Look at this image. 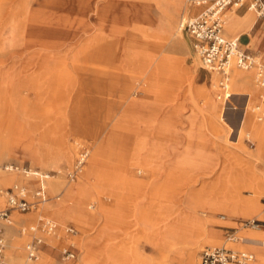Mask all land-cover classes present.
<instances>
[{
	"label": "rangeland",
	"instance_id": "374dc122",
	"mask_svg": "<svg viewBox=\"0 0 264 264\" xmlns=\"http://www.w3.org/2000/svg\"><path fill=\"white\" fill-rule=\"evenodd\" d=\"M169 7L176 8L178 29L180 17L182 22L191 12L189 0H0V188L29 178L7 172L6 163L54 175L58 194L52 197L46 187L48 199L39 206L77 229L76 259L61 258L68 236L57 223V237L50 236L36 262L48 252L51 264H113L117 254L124 264H160V252L171 251L178 264L188 260L190 239L197 238L194 264L204 246L223 244L251 249L253 264H264L261 247L225 240L227 231L250 234L245 220L264 219L209 205L239 193L264 207V180H249L250 172H264V135L246 121L264 127L252 110L257 88L247 105L254 116L246 111L241 122L246 94L232 93L238 109L224 106L219 75L213 84L185 34L187 48L167 45L162 13ZM252 12L256 21L242 33L241 46L249 41V51L264 60V18ZM231 80L228 91H238ZM64 142L71 146L68 156L61 151ZM82 145L89 153L71 179ZM91 155L97 162H87ZM88 165L92 170L86 171ZM81 182L82 192L65 196L66 188L74 192ZM164 204L167 214L160 212ZM69 205L87 219L60 216ZM36 210L13 213L30 223ZM182 212L195 214L198 236L197 228L180 227ZM20 226L6 236V248L13 236L23 238V248L12 258L6 249V260L34 263L25 258L28 237L18 235ZM259 236L264 238V224Z\"/></svg>",
	"mask_w": 264,
	"mask_h": 264
},
{
	"label": "built area",
	"instance_id": "2783aa9c",
	"mask_svg": "<svg viewBox=\"0 0 264 264\" xmlns=\"http://www.w3.org/2000/svg\"><path fill=\"white\" fill-rule=\"evenodd\" d=\"M189 3L198 7V10L187 16L183 20V31H186L192 49L198 54L202 67L209 71H216L220 74L219 87L221 88L220 98L229 103L230 93L227 90L229 84V75L232 66L239 69H253V79L257 86L260 87L259 102L252 109L256 113V118H264V60H261L251 51L243 48L239 44L238 36H227L224 32V9L227 6H247L260 17H264V0H189ZM235 107L236 105L230 104ZM88 147L82 145L79 149L78 156L72 170L68 176L74 179L85 163L88 156ZM6 170H22L26 174L38 176L40 183L34 190L35 199L26 198L27 190L18 184H13L0 192L5 195L6 203L0 207V264H11L4 257L6 239L4 236V224L12 223L11 213L14 210L25 212L37 208L45 202L47 198L46 187L43 181L49 177V173H42L29 169L27 166H19L14 163H6ZM264 202V196H263ZM244 226L258 228L263 226L264 222L258 219H247L243 222ZM56 221L48 216L40 214L36 223L29 226L20 227L21 233L31 234V240L26 244L28 256L37 258V249L39 245L45 243L42 237L36 234L42 231L46 234H55L58 231ZM62 231L69 236L67 243L60 248L62 259L74 260L77 257L78 249L74 236L77 229L73 225L63 226ZM226 240H241L235 230L228 231ZM254 253L248 250H237L225 245H206L199 253L198 264H249L254 260Z\"/></svg>",
	"mask_w": 264,
	"mask_h": 264
},
{
	"label": "bare ground",
	"instance_id": "6f19581e",
	"mask_svg": "<svg viewBox=\"0 0 264 264\" xmlns=\"http://www.w3.org/2000/svg\"><path fill=\"white\" fill-rule=\"evenodd\" d=\"M187 8H188V6L185 3L184 4L185 11H186ZM176 13H177V11H176V8H174V7H169L167 13H165V12L162 13V17L165 18V23L163 25L166 28V32H167L166 34H168V37H167V41L168 42H166V43H167V45L169 44L171 47L172 46L175 47L178 44L182 48H184V47L187 48V46L185 44V41H184L183 34L181 33V30L183 28V20L181 22V19H183V16L180 17V19H179L178 29H175V28H177L176 25H175ZM253 22H254V14H253L252 10H248L246 14H238L234 10H229L227 15H225L224 28H226L227 33L229 32L230 34L234 33V32L241 33V32H243L245 30H248ZM147 42H149V40H147ZM190 44L191 43H189V45ZM159 45L160 44H158V46ZM248 45H249V43L247 44V46ZM154 46L156 47V45H154ZM191 49H192V46H191ZM192 53H193V55H195V56L197 55L198 56V54L193 49H192ZM198 58H199V56H198ZM230 71H231V76H232L231 84L233 85V89L238 90V91H234V92H232V91L230 92L229 91L230 96H231L232 93H235V92H244V94L248 95L247 101H249L250 100V91L253 92L255 90V88H256L255 87L256 85H255V82H254V79H253V73H252L253 69L243 70V69H239L237 67H232ZM211 72H212V75H211L212 83L216 84L217 79H218V73L216 71H211ZM151 76H153V75H151ZM250 76L252 77V81H253L252 87H250V85H249ZM151 79L152 78H149V80H151ZM245 87L249 88L248 89L249 91H243V89ZM227 90H229V87H228ZM129 101H132L131 98L129 99ZM246 104L248 105L249 102H246ZM130 107H132V103H130V105L128 106V108H130ZM225 112H226V110H225ZM246 115L247 114L245 113V117H246ZM246 121L249 124L250 128L253 129L254 132L256 131V132H258L260 134H264V127H263V125L258 123V121L256 122V121H254L251 118H247ZM61 151L66 156H68L69 152L71 151V146H69L67 144V142H64L63 145H62V150ZM47 155H43L41 157V159L42 160L45 159L44 157H46ZM260 155H262V154H260ZM55 157H58V154H56ZM88 159H87L88 163H90L92 161L90 164L93 163V160H95V162H97V159L95 158V155L89 156ZM156 164H158V163L156 162ZM89 169L92 170L91 167L88 165L86 167V171L89 170ZM249 174H250L249 180H251V181L257 180L259 182L260 180L261 181L264 180V172L263 173H259L258 171L254 170L253 172H250ZM53 176H51L48 180L43 181V184L45 185V187L48 188L49 193L52 194V197L54 196V194H58V193H55L54 191L59 187V181L57 180L56 177H53ZM1 180L3 181V179H1V177H0V181ZM83 186H84V183L81 182V185L78 188H76L74 190V192H73V189H70V188L67 189L66 188L65 189V196L72 195L73 193H76L77 191L78 192H82L84 190ZM80 188H83V189H80ZM161 194L162 193H160V194L158 193L159 196H161ZM163 195L165 196V194H163ZM209 205L213 209L221 208V209H224L225 211H227L228 213H235V212H238L241 209L245 214H253V215L255 214L256 216H258V218H263L264 219V207H262L261 203H259V201H257V198L256 199L254 197L243 198V197H241L239 195V193L236 194V197H234V196L231 197V199L228 200L227 202L223 203V202H215V201H213ZM161 207H162V209H161L160 212H162L164 214L169 213V211H170L169 205H165L164 204V206H161ZM160 208H159V210H160ZM190 208L193 209V205ZM182 213L183 214L181 215L180 222H179L180 223V227H182V229H184V230H190L191 228L195 227V228H197L196 229L197 233L195 235L198 236L199 235L198 232L200 230V223L198 222V219L194 216L195 214L193 215L191 213V215H190V214H186L184 212H182ZM60 216H62L65 219L68 218V217L80 218L78 210L73 205H69L67 207L65 206L64 209H62V212H61ZM87 216H84V217L81 216L80 219L81 220H84V219L86 220ZM165 220H168V218L166 217V219H164V221ZM57 223L61 226L60 229H63L62 228L63 224L61 222H59V221H57ZM250 228H252V227H250ZM168 229L171 230V229H173V227H171V229L170 228H168ZM244 229H246V228L244 227ZM259 233H261V227L252 228L251 229V233L241 236V240H239V242H244V243L246 242L248 244H251V245L253 244V245H257V247L258 246L261 247V248H259V250L257 252L259 253L260 257L261 256L264 257V238L260 237ZM50 236L52 238L54 237L53 234H46V240L49 241V242L51 241L50 240L51 239ZM54 238H56V237H54ZM22 240H23V238H17L15 236L12 237V239H11V241L8 244V247H7V254L10 256V258L18 255L19 252L21 251V249L23 248L22 244H21ZM198 242H199V240H197V238H191L190 239V245L187 248V253H186L188 260L186 262L178 263V264H194L195 249L197 247V243ZM160 253H161V261H162V263H160V264H175V263H173L174 260H175V257L172 256V252L171 251L170 252H168V251L167 252H160ZM121 258L122 257H120L119 254H117V256H112L111 259H112L113 264H124V259H121ZM30 262H34V263H29V261H27V264H51V256L47 252V253H44L43 259L41 261H38V262L30 261Z\"/></svg>",
	"mask_w": 264,
	"mask_h": 264
},
{
	"label": "crops",
	"instance_id": "0c3cea01",
	"mask_svg": "<svg viewBox=\"0 0 264 264\" xmlns=\"http://www.w3.org/2000/svg\"><path fill=\"white\" fill-rule=\"evenodd\" d=\"M189 5H190V9H191V12L188 14V16L189 15H191V14H193V13H195L197 10H198V7H196V6H193V5H191L190 3H189ZM229 10H234L235 12H240V10H246L245 12H243V13H238V14H246L247 13V11L248 10H252V9H249L247 6H235V5H230V6H227L225 9H224V18H225V15H226V13H228L229 12ZM253 11V10H252ZM255 12V11H254ZM258 17H260V16H258ZM262 18H264V17H262ZM255 21H256V18H255V16H254V22L252 23V25L250 26V28L248 29V30H245V31H243V32H241L240 34H238V35H235V34H229V33H227L226 31H225V28H224V32H225V34L227 35V36H238L239 37V44H240V46L242 45V43L241 42H243L242 40H241V35H242V33H249V31L254 27V24H255ZM112 28V27H111ZM109 30H110V35H112V31H113V29H110L109 28ZM249 42V41H248ZM248 42L245 44V46H243V48H246L247 50H249V48L247 47V44H248ZM242 47V46H241ZM232 67H235V66H232ZM204 68V67H203ZM206 69V68H205ZM207 70V69H206ZM209 71V70H208ZM218 73V72H217ZM253 73V75H254V71L252 72ZM218 75H219V77H220V74L218 73ZM229 77L231 78V71H230V75H229ZM230 78H229V80H230ZM256 85V84H255ZM256 88H257V91H256V99H257V101H259V93H260V91H261V89H260V87L259 86H255ZM220 91H221V88H220ZM231 98V99H230ZM230 98H229V103L230 104H236V105H239L236 101H234L232 98H233V96H232V94H231V96H230ZM247 98H248V95H246V99H245V101H244V104L242 105L243 106V108H242V116L240 117L241 118V122L243 121V119H244V115H245V113H246V111H249V112H251V114H252V111L250 110V109H248L247 110V104H246V102H249V101H247ZM223 103H224V101H223ZM229 103H226V104H228L229 105ZM246 104V105H245ZM227 105V106H228ZM224 106H226L225 104H224ZM233 109H238L237 107H232ZM245 110V111H244ZM253 116H254V114H252ZM264 135V134H263ZM263 141H264V139H263ZM6 170V169H5ZM35 171H37V170H35ZM7 172H14V173H17V172H21L22 174H25L26 176H28L29 178H28V181L27 182H13V183H11L9 186H6L5 188H7V187H10V186H12L13 184H18L19 186H21V187H23V188H25L26 190H27V194H26V198L28 199V200H33V199H35V196H34V190L35 189H37L38 188V186H39V183H40V180H39V178H38V176H36V175H33V174H26V173H24L22 170H8ZM32 177L33 178H35L36 180L35 181H37V186L32 190V191H29V189H28V187H27V185H28V183H29V181L32 179ZM49 177H50V175H49ZM48 178H46L44 181H46ZM29 186V185H28ZM5 188H3V189H5ZM0 189H2V188H0ZM46 190H47V188H46ZM47 192V191H46ZM0 207H3L4 205H5V203H6V198H5V195L3 194V193H1L0 192ZM40 205V204H39ZM37 206V208H35L34 210H36V209H38V210H36V211H38V213H37V217H36V220L35 221H33V222H30V223H27L28 221H27V219H25L24 217H21V216H19L18 218H15L14 217V213L13 212H18V213H20V214H25V213H28V212H31V211H33V209H31V210H28V211H25V212H20V211H17V210H14V211H12V213H11V217H12V223H10V224H4L3 225V228H4V236H5V239H6V236H8V237H10L9 235H10V231L12 230V229H14L15 228V226H16V224H18V223H21V226L20 227H22V226H29V225H31V224H34V223H36L37 222V220H38V217H39V215L40 214H43V215H45V216H48V217H50L49 215H47V214H45L44 213V210H42V208H40V206ZM51 219H53L52 217H50ZM263 219V218H262ZM54 220V219H53ZM263 221V220H262ZM68 225H72V224H68ZM74 226V225H73ZM20 227H18L17 229H18V231H19V229H20ZM75 227V226H74ZM59 228V227H58ZM76 228V227H75ZM58 231H60V229H58ZM63 232V231H62ZM62 232H60V233H62ZM228 232V231H227ZM227 232H226V234H227ZM20 233V234H19ZM19 233H18V235L19 236H21V235H26L27 237H28V239L25 241V244H24V250H25V255H26V257L25 258H27L28 260H31V261H35V260H37L38 258H39V256L41 255V252H42V250H45V248H44V246L46 245V244H48L47 243V240H46V233H44V232H42L41 230L40 231H37L36 232V234L37 235H39L40 237H42L43 238V240L45 241V243H43V244H41V245H39V247H38V249H37V253H38V257L37 258H35V259H33V258H30L29 256H28V252H27V249H26V244L31 240V237H30V235L31 234H29V232H27V233H21L20 231H19ZM11 235H12V233H11ZM77 235V234H76ZM76 235L74 236V239H75V237H76ZM68 236V235H67ZM54 237H57V236H54ZM225 237H226V235H225ZM67 238H69V236L67 237ZM225 240H226V238H225ZM7 241V240H6ZM76 241V240H75ZM226 241H228V242H235V241H229V240H226ZM236 241H238V240H236ZM9 244V243H8ZM247 244V243H246ZM7 245V244H6ZM224 245V244H223ZM226 246V245H225ZM227 247H231V246H227ZM231 248H234V247H231ZM7 248H6V246H5V249H4V257H5V259H6V256H5V250H6ZM234 249H237V250H248V251H251V252H253L251 249H248V248H245V247H243V248H234ZM254 253V252H253ZM61 256V255H60ZM254 256H255V253H254ZM62 258V257H61ZM255 259H256V256H255V258H254V260L252 261V262H250L249 264H253V262L255 261ZM68 261H72V260H68ZM10 263V262H9ZM12 264V263H11Z\"/></svg>",
	"mask_w": 264,
	"mask_h": 264
},
{
	"label": "water",
	"instance_id": "95a60500",
	"mask_svg": "<svg viewBox=\"0 0 264 264\" xmlns=\"http://www.w3.org/2000/svg\"><path fill=\"white\" fill-rule=\"evenodd\" d=\"M183 33L185 34L186 33V31H183ZM188 41H189V43H190V40H189V37H188V35H187V33L185 34V36H184Z\"/></svg>",
	"mask_w": 264,
	"mask_h": 264
}]
</instances>
